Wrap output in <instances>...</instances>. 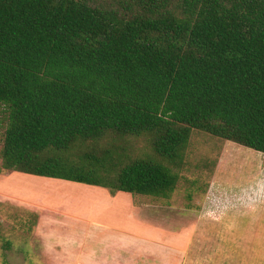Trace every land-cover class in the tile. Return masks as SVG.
<instances>
[{"label":"trees","instance_id":"trees-1","mask_svg":"<svg viewBox=\"0 0 264 264\" xmlns=\"http://www.w3.org/2000/svg\"><path fill=\"white\" fill-rule=\"evenodd\" d=\"M0 112L3 169L169 198L192 130L264 154V0H0Z\"/></svg>","mask_w":264,"mask_h":264},{"label":"rangeland","instance_id":"rangeland-1","mask_svg":"<svg viewBox=\"0 0 264 264\" xmlns=\"http://www.w3.org/2000/svg\"><path fill=\"white\" fill-rule=\"evenodd\" d=\"M5 128L0 112V151ZM119 145L131 157L151 154L144 138ZM31 177L3 169L0 158V264H264V154L234 142L192 130L169 198L107 190L112 200L74 209L95 218L112 214L111 223L132 221L133 230L75 237L52 226L48 234L61 236L58 249L46 233H34L32 193L42 180Z\"/></svg>","mask_w":264,"mask_h":264},{"label":"crops","instance_id":"crops-1","mask_svg":"<svg viewBox=\"0 0 264 264\" xmlns=\"http://www.w3.org/2000/svg\"><path fill=\"white\" fill-rule=\"evenodd\" d=\"M31 178L42 180V182H34V193H32V195L34 194V200L38 201V204L34 207V212L38 216L36 225L34 226V233L37 231L40 233H46V236L49 237L48 239L50 240L48 245L52 248L58 249L61 247L56 242L61 236H56L57 238H54L53 235L50 236V234H48L51 231L52 226H55V228L67 229L75 237L78 236V234H80L81 237H84L85 234L92 232H96V236L100 234L99 236L102 237L105 233L109 232L118 235L117 232L133 230L132 224L134 223H132V221L123 220L124 222H109L107 218L111 217L112 214H109L110 216L107 217H101L102 215L100 214L98 215V218H95V215L88 217L83 216L82 213L78 214L74 211V209H81L79 208V205L82 204H85L87 205V208H90L91 206L88 202L96 205L100 204L103 200H112L111 195L106 188L61 179L52 180L54 178H40V176ZM117 193H115V195H121V193L126 192L119 191ZM61 208H63L62 211H60ZM135 211L136 208L131 217L122 216L132 218ZM125 222L130 223V227L126 226ZM72 224H74L73 227H71ZM71 233H67L66 235L69 236Z\"/></svg>","mask_w":264,"mask_h":264}]
</instances>
